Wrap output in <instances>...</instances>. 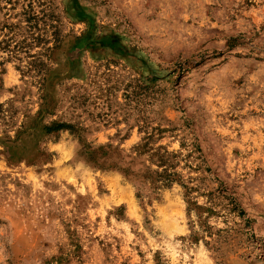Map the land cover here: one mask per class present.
<instances>
[{
	"label": "rangeland",
	"instance_id": "374dc122",
	"mask_svg": "<svg viewBox=\"0 0 264 264\" xmlns=\"http://www.w3.org/2000/svg\"><path fill=\"white\" fill-rule=\"evenodd\" d=\"M0 264H264V0H0Z\"/></svg>",
	"mask_w": 264,
	"mask_h": 264
},
{
	"label": "trees",
	"instance_id": "16d2710c",
	"mask_svg": "<svg viewBox=\"0 0 264 264\" xmlns=\"http://www.w3.org/2000/svg\"><path fill=\"white\" fill-rule=\"evenodd\" d=\"M60 129H62V127H58V128H57V129H55V130H57V131H58V130H60ZM48 130H50V131H51V129H48Z\"/></svg>",
	"mask_w": 264,
	"mask_h": 264
}]
</instances>
